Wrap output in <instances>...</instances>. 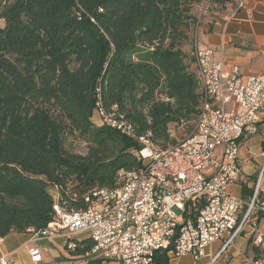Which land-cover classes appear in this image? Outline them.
Wrapping results in <instances>:
<instances>
[{"label": "trees", "instance_id": "obj_1", "mask_svg": "<svg viewBox=\"0 0 264 264\" xmlns=\"http://www.w3.org/2000/svg\"><path fill=\"white\" fill-rule=\"evenodd\" d=\"M204 1L220 11L237 7V0H0V239L46 229L56 205L81 210L95 188L119 189L120 171L143 166L141 142L165 148L177 141L171 125L194 128L203 98L194 10ZM100 109L114 110L135 137L96 125ZM76 140L87 144L85 154L72 148ZM257 182L241 184L244 201ZM255 218L264 225L260 206ZM250 244L252 262L264 259ZM76 245L67 251L84 258L94 242ZM171 260L158 252L154 264Z\"/></svg>", "mask_w": 264, "mask_h": 264}, {"label": "built area", "instance_id": "obj_2", "mask_svg": "<svg viewBox=\"0 0 264 264\" xmlns=\"http://www.w3.org/2000/svg\"><path fill=\"white\" fill-rule=\"evenodd\" d=\"M243 7L239 0L238 9ZM194 55L204 81L205 122L175 141L174 151L164 156H155L141 142L144 178L120 171L121 188L91 190L83 209L68 212L56 205L57 220L34 233L38 239L65 237L69 250L76 248V240L91 239L94 247L86 260L121 264H154L156 253L165 251L171 258L199 260L213 242L226 240L218 258L246 231L264 250V234L255 218L264 170L249 202L228 191L241 176L242 141L257 134L262 122L264 75L244 78L241 69L226 70L212 50L199 48L197 42ZM95 114L103 125L130 138L132 129L115 120L114 110L113 119L101 118L98 110ZM30 253L34 262L41 261L40 250ZM248 264H264V259Z\"/></svg>", "mask_w": 264, "mask_h": 264}, {"label": "crops", "instance_id": "obj_3", "mask_svg": "<svg viewBox=\"0 0 264 264\" xmlns=\"http://www.w3.org/2000/svg\"><path fill=\"white\" fill-rule=\"evenodd\" d=\"M241 1L244 3L242 9H238L239 0L236 9L231 4L226 11L209 7L208 1L195 7L200 22L197 46L212 50L215 60L223 62L226 70L241 69L244 78L261 76L264 75V0ZM238 161L241 176L228 191L232 196L242 198L241 184L251 186L252 180L257 177L259 180L264 170V113L258 133L243 139ZM260 208L264 209V201ZM259 232L264 234L263 224L259 225ZM251 238L254 241L255 236L246 231L218 258L226 240L213 242L199 260L187 255L172 258L171 264H248L255 259ZM0 240V259L9 264H121L73 258L66 249L65 237L38 239L34 233L24 232L10 233ZM33 249L40 250L41 261L31 259Z\"/></svg>", "mask_w": 264, "mask_h": 264}, {"label": "bare ground", "instance_id": "obj_4", "mask_svg": "<svg viewBox=\"0 0 264 264\" xmlns=\"http://www.w3.org/2000/svg\"><path fill=\"white\" fill-rule=\"evenodd\" d=\"M197 76H198L199 81H200L199 82L200 83L199 85L201 86V90L203 92V96H202L203 98H201L202 99V104L200 106L199 115H198V118H197V120L195 122V125H194L193 130L197 128V125H202V123L205 122L204 104H206V99H205L206 97L204 96V85H203L204 84V81H201V72L197 71ZM98 111L101 113V118H104V119H113V113L109 114V113H106L104 110H101V109L98 110ZM114 118H115L116 121H122L123 124H124V126L130 127L132 129V131H130V137H135V132H134V129H133L132 125H130L129 123H127L124 120V118H122V117L120 118V116L118 117L115 112H114ZM111 128L115 129L114 127H111ZM192 131H190V133L188 134V136L191 135V132ZM170 135H171V138L174 139L175 136L173 135V131L172 130H170ZM188 136L187 135L186 136H183L179 140H183L184 137H188ZM145 143L151 148V151L155 152V156H164L165 154L172 153L174 151V149H175V146H176V144H170L167 147L162 148L161 146H158V145H156V144H154L152 142H145ZM138 154H139V152H138ZM140 157H141V155H140ZM141 159H142V157H141ZM142 162H143V159H142ZM134 173H135V179H142V178H144L145 164L143 163L142 168H140L139 170L134 171ZM119 177H120V179H121V181L123 183V175H120V173H119Z\"/></svg>", "mask_w": 264, "mask_h": 264}, {"label": "rangeland", "instance_id": "obj_5", "mask_svg": "<svg viewBox=\"0 0 264 264\" xmlns=\"http://www.w3.org/2000/svg\"><path fill=\"white\" fill-rule=\"evenodd\" d=\"M94 122L96 125H100L101 121L98 114H95L94 116ZM170 130L173 131V135L175 136L174 139L179 140L183 136H188L190 133V129L186 126V124L177 126V125H171ZM193 130V129H192ZM191 130V131H192ZM72 148L75 150L76 153L79 154H85L87 152V144L85 142H79L78 140L73 141Z\"/></svg>", "mask_w": 264, "mask_h": 264}]
</instances>
